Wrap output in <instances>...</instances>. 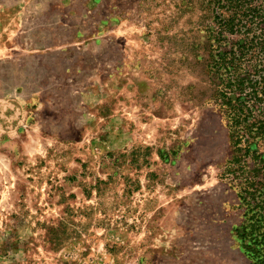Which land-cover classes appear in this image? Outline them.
I'll return each instance as SVG.
<instances>
[{"label": "rangeland", "instance_id": "1", "mask_svg": "<svg viewBox=\"0 0 264 264\" xmlns=\"http://www.w3.org/2000/svg\"><path fill=\"white\" fill-rule=\"evenodd\" d=\"M206 2L0 0V264H251Z\"/></svg>", "mask_w": 264, "mask_h": 264}, {"label": "trees", "instance_id": "2", "mask_svg": "<svg viewBox=\"0 0 264 264\" xmlns=\"http://www.w3.org/2000/svg\"><path fill=\"white\" fill-rule=\"evenodd\" d=\"M206 70L227 130L220 177L235 192L236 236L264 264V0H207Z\"/></svg>", "mask_w": 264, "mask_h": 264}]
</instances>
